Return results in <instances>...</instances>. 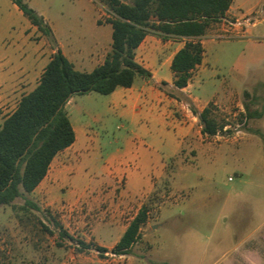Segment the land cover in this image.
<instances>
[{"label":"rangeland","instance_id":"374dc122","mask_svg":"<svg viewBox=\"0 0 264 264\" xmlns=\"http://www.w3.org/2000/svg\"><path fill=\"white\" fill-rule=\"evenodd\" d=\"M22 1L45 13L65 52L72 53L80 36L87 48H92V38L100 40V50L89 56L85 71L103 62L112 30L100 1ZM260 4L264 15V1ZM247 10L245 0H233L223 20L198 39L204 49L202 64L183 92L173 85L168 68L175 44L166 54L136 53L138 64H163L159 74L171 87L163 81L158 89L189 110L169 108L172 125L190 130L179 140L162 130L154 113L132 122L111 108L109 95L72 97L65 109L76 129V145L56 157L36 192L23 194L13 207L0 206V264H264V47L249 42ZM236 20L240 24L230 26ZM149 35L160 39L159 48L165 43L160 35ZM44 38L53 49V36ZM38 41L31 33V44ZM20 97L0 102V125ZM208 104L226 123L213 137L202 134L191 112ZM174 142L179 143L175 155ZM143 150L153 160L164 159L163 174L150 184L124 176L110 184H87V174L95 181L104 177L109 159L133 168ZM75 164L82 168L78 174L70 169ZM25 200L39 211L21 212ZM143 204L149 214L137 242L127 254L113 255L111 249ZM121 211V217H114ZM57 223L71 240L59 236ZM77 242L91 247L82 250ZM95 246L107 252L99 253Z\"/></svg>","mask_w":264,"mask_h":264},{"label":"trees","instance_id":"16d2710c","mask_svg":"<svg viewBox=\"0 0 264 264\" xmlns=\"http://www.w3.org/2000/svg\"><path fill=\"white\" fill-rule=\"evenodd\" d=\"M43 36L52 33L44 19L22 0H11ZM107 9L111 26L110 51L91 72H81L57 50L44 68L37 86L24 95L16 110L0 125V206H12L23 194H32L46 177L57 154L75 141L65 105L74 95H110L117 88L128 89L139 78L151 74L137 63L136 50L149 32L161 38L184 39V46L172 58L173 85L185 89L193 71L202 64L204 49L199 38L218 24L233 0H98ZM247 110V108H246ZM202 125V134L213 137L226 123L208 104L201 112L191 108ZM262 117V113H256ZM251 116V115H250ZM242 117H246L241 115ZM21 212L39 208L25 200ZM148 204H143L111 249L113 255L128 253L147 223ZM59 236L71 240L57 223ZM82 250L90 244L77 242ZM99 253L105 248L95 246ZM81 250V251H82Z\"/></svg>","mask_w":264,"mask_h":264},{"label":"crops","instance_id":"0c3cea01","mask_svg":"<svg viewBox=\"0 0 264 264\" xmlns=\"http://www.w3.org/2000/svg\"><path fill=\"white\" fill-rule=\"evenodd\" d=\"M262 1L264 0H245V4L248 8L247 16L249 19V21L246 22L245 32H249L252 36V39L249 42L254 48L264 47V34L259 32L260 27H264V15L262 9L259 10ZM34 11L41 16L49 26L52 36L56 41V45L53 49H50L44 36H42L35 27L31 26L30 22L11 0H0V102L18 96H21V99L24 95H27L34 90L44 68L57 50H60L61 53L74 65L75 69L81 72H87L83 68L90 65L89 56L100 50L101 44L99 39L92 38V48H87V45L84 43L85 38L80 36L76 39V46L72 53L65 52L58 42L56 31L45 13L38 9H35ZM31 33L39 39L36 45L31 44ZM159 40L160 39L157 36L148 34L136 50V53L141 49L146 56H150L154 52L157 53V50L166 54L171 45L175 44L176 48L169 58L168 68H170L173 56L184 46L185 41L184 39L165 38V43L159 48ZM85 56L87 57L86 60L84 59ZM101 63L102 62H100L99 65ZM140 65L150 72L151 80L146 82L145 79L139 78L135 81L132 87L128 89L117 88L109 95L111 108L116 110L123 118L132 122L140 120L141 115L143 114L146 115L149 113L152 115L154 113V120L160 123L162 130L172 131V138L176 137L179 140V137L187 136L190 132L188 128L172 125L174 121L172 120V114L169 110L171 106H175L177 109L183 111L185 104L175 99L168 100V98L158 89L163 81L170 86L169 82L159 74L163 64H159L155 66V68H148L146 65L144 66V64ZM96 66H98V64L91 66V69L88 72H91ZM148 84L151 85L148 86ZM184 90L185 89H182L180 91L183 92ZM191 100L195 103L194 99ZM71 101L72 98L67 104ZM71 125L75 133V141L64 151L71 149L77 142L76 129L72 123ZM175 134H178V136H175ZM174 144L176 145V149L173 155H175L179 149V143L174 142ZM64 151L57 154L56 157ZM143 160H145L146 163H143ZM163 161V158L159 159L158 157L153 160L152 155L143 150L137 154V162L133 168H131V166L127 167L125 163L120 160L116 162L109 159L105 163L104 177L102 179L97 181L92 180L91 176L88 174L85 176V179L87 184L98 185L105 183L110 184L115 177L124 176L127 179L147 185L150 184L151 179L159 178L163 174ZM63 169L65 170V167ZM70 169L78 174L82 168L75 164L74 166H71ZM62 171L63 170H60L59 173L61 174ZM47 176L48 175H46L33 193L44 185ZM60 181L62 182L61 177ZM121 204L124 205L125 201L123 200ZM123 213V211L120 213L117 212L114 217H121Z\"/></svg>","mask_w":264,"mask_h":264},{"label":"built area","instance_id":"2783aa9c","mask_svg":"<svg viewBox=\"0 0 264 264\" xmlns=\"http://www.w3.org/2000/svg\"><path fill=\"white\" fill-rule=\"evenodd\" d=\"M222 20H223V19H222ZM224 21H226V20H224ZM247 21H249V19H247L246 22H247ZM238 24H240V22H239V20H236L234 23H230V26H236V25H238ZM225 32H226V31H225ZM183 109L185 110V112H188V111H189L188 108H187L186 106H184ZM224 129H225V128H224ZM224 129H223V130H224Z\"/></svg>","mask_w":264,"mask_h":264}]
</instances>
